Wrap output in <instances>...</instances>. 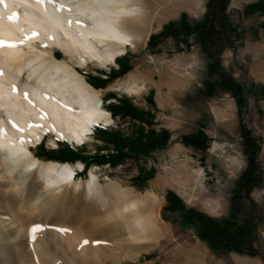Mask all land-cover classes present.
I'll return each instance as SVG.
<instances>
[{
	"label": "rangeland",
	"instance_id": "obj_1",
	"mask_svg": "<svg viewBox=\"0 0 264 264\" xmlns=\"http://www.w3.org/2000/svg\"><path fill=\"white\" fill-rule=\"evenodd\" d=\"M206 3L207 0H200L196 7L181 8L161 23H149L148 31L141 38L140 44L137 47L128 46L126 49L125 54L127 53L132 70L113 80L105 88L95 89L90 85L97 91L102 104H107L105 96L111 92L117 96L128 97L135 106L150 111L154 115L153 128L158 131L167 129L171 138L166 148L154 151L148 156L128 159L116 167H110L108 164L91 165L81 177H76V180L84 183L92 171L101 189L114 186L128 190L138 199H142L145 204L143 207L139 204V209L141 207L145 214H156L160 225L165 228L157 238L149 236L148 240L131 242L127 233L117 224L120 221L117 215L107 219L102 216L104 209L110 204L108 198L99 201L97 197L87 196L84 188L78 192L68 188L71 203L76 202L79 205V211L71 212V216L79 221L78 226H82V230L93 228L94 222L99 218L104 220L103 225H100L102 228L96 225V230L101 229L92 241L96 250H85L83 255L87 257L84 260L83 256L80 258L83 260L82 264H93L94 260V264H182L181 261L185 257L182 250L196 246L201 247L206 255L207 260L203 264H237V259L254 260L258 264H264V15L245 14L247 5L232 7L234 5L229 0L225 9L227 27L223 33L212 38L214 51L224 46L217 56L220 63L218 70L209 69L210 60L202 49V38H197V34L183 33L176 38L154 41L152 49L147 45L149 37L157 34L167 23H177L183 17L189 24L203 22L207 13ZM127 27L133 33L136 31L133 24L129 23ZM53 50L56 51L57 59L68 60L63 51L58 48ZM110 68H117V65L114 63L103 67L94 62L83 68L75 67L86 82L87 74L108 72ZM226 76L239 85L240 89L235 95L219 86L221 78ZM132 78L136 79V93L126 90ZM150 93L154 105L147 101ZM227 103L232 106L231 117L218 119L216 109L223 108ZM110 118L108 126H98L121 130L126 134L131 132L132 125L128 119L112 118L111 115ZM241 125L254 140L253 150L259 168L260 181L249 196L239 189L242 173L247 166L240 133ZM200 128H203L209 139L206 151L180 143L182 136L195 133ZM48 139L49 137L44 139L45 148L55 149ZM57 141L59 140H56V143ZM62 142L74 149H84L88 153H94L96 146L101 145L92 135L88 136L81 146ZM150 169L155 170V175L145 185L140 186L132 182V178L140 170ZM153 185V194L158 203L156 207L148 196ZM169 190L182 200L186 210L206 214L218 222L232 218L234 224L240 226L243 231L249 252L237 253L232 249L227 251L223 245H219L215 250L210 249L207 243L198 237L196 222L191 223L186 214L163 211L166 204L165 194ZM87 203L97 205L95 207L98 213L90 214L85 211L84 206ZM18 209L17 206L13 209L0 206V216L17 221L20 226L24 225L23 228L45 223L29 222L27 217L28 214L32 215V211L28 209L27 212L26 208ZM22 217L26 219L23 220ZM9 225L0 222V264H24V256L20 254L23 251L16 252L14 249L21 242L13 238L16 229ZM48 225L52 231L58 227ZM54 237V233L50 232L47 243L52 240L53 244L57 239ZM134 244H144L146 247L135 253L125 249L126 246ZM24 248L31 255L28 245ZM58 259L64 260L63 257ZM65 259L67 260L64 262L68 261L66 263L70 264L71 260Z\"/></svg>",
	"mask_w": 264,
	"mask_h": 264
},
{
	"label": "bare ground",
	"instance_id": "obj_2",
	"mask_svg": "<svg viewBox=\"0 0 264 264\" xmlns=\"http://www.w3.org/2000/svg\"><path fill=\"white\" fill-rule=\"evenodd\" d=\"M199 3L200 0H0V206H17L27 212L29 209V222H45L23 228L13 217L16 222L0 216V222L16 229L13 238L21 244L14 249L23 251L20 254L24 264H68L65 258L71 260L70 264H82L87 257L83 255L85 250H96L92 241L101 230H96V225L102 226L104 220H96L94 229L82 230L79 221L71 216V212L79 211V205L71 203L68 188L73 192L84 188L87 196L99 201L108 198L110 204L102 216L107 219L117 215V224L131 242L148 240L149 236L154 239L165 231L155 213L141 211L144 201L130 191L114 186L101 189L92 171L82 183L75 177L83 167L81 163L43 161L35 157L32 148L46 137L55 147L56 140L81 146L95 127L108 126L109 112L75 67L94 62L103 67L114 64L128 46L140 44L149 23H161L179 9ZM129 23L136 26L134 33L127 27ZM54 48L63 51L68 60L57 59ZM130 81L126 90L138 92L136 79ZM231 112L232 106L227 103L215 114L223 119L230 118ZM153 190L154 185L148 196L156 207ZM95 206L87 203L84 208L90 214L98 213ZM48 224L58 227L52 231ZM50 232L57 238L53 244L52 240L51 244L46 241ZM27 245L31 255L25 251ZM145 247L134 244L125 249L135 253ZM182 252V264H203L207 260L198 246ZM60 257L64 260L60 261ZM236 262L258 264L245 259Z\"/></svg>",
	"mask_w": 264,
	"mask_h": 264
},
{
	"label": "trees",
	"instance_id": "obj_3",
	"mask_svg": "<svg viewBox=\"0 0 264 264\" xmlns=\"http://www.w3.org/2000/svg\"><path fill=\"white\" fill-rule=\"evenodd\" d=\"M229 0H207L206 18L201 23L189 24L183 17L177 23H167L163 25L157 34H152L147 45L150 49L154 47V41L176 38L179 34L186 35L197 34V38H202V49L209 58V69L218 70L220 67L217 56L224 49V46L214 51L212 38L223 33L227 27V15L225 9ZM245 14L259 13L264 15V0H256L248 4L244 10ZM217 27V28H216ZM264 29V22L262 23ZM216 28V29H215ZM209 31V33H207ZM117 68H110L108 72L99 71L95 74L89 73L86 76L87 82L95 89L105 88L113 80L125 75L132 70V66L127 57V53L120 58L115 59ZM219 86L224 91L230 92L232 95L240 89L239 85L229 77H222ZM211 90V88H209ZM115 100L104 104L112 118L121 120H129L132 128L131 132L126 134L121 130L95 128L93 137L99 141L101 145L96 146L94 153H88L84 149H73L66 143H58L57 149H46L44 142L40 143L36 149L32 150L35 157L45 161H53L59 163L81 162L84 169L78 174L81 177L91 165H106L116 167L124 163L128 159H139L148 156L150 153L162 150L167 147L170 142V132L167 129L156 131L154 126V115L143 108L135 106L128 97L117 96L108 93L105 101ZM147 101L154 105L151 93L147 96ZM240 133L244 143V152L247 158V166L242 173L239 189L249 196L250 192L255 188L260 179L258 176V165L255 159V151L253 150L254 140L244 126H240ZM208 137L203 128L198 129L195 133L184 135L180 138V143L186 147L206 151L208 148ZM155 175V170H140L138 174L132 178V182L143 186L151 180ZM235 197V196H234ZM166 204L163 207L164 212L186 214L187 219L191 223L196 222L198 229V237L205 241L212 250L223 245L227 251L233 250L237 253L249 252L248 242L242 234L240 226H236L232 218L218 222L206 214L185 209L182 200L172 191L165 194ZM233 200V198H232Z\"/></svg>",
	"mask_w": 264,
	"mask_h": 264
},
{
	"label": "crops",
	"instance_id": "obj_4",
	"mask_svg": "<svg viewBox=\"0 0 264 264\" xmlns=\"http://www.w3.org/2000/svg\"><path fill=\"white\" fill-rule=\"evenodd\" d=\"M256 0H231V2L233 3L234 6L232 7H237L238 5H244V7L248 4H251L253 2H255ZM158 131V130H156Z\"/></svg>",
	"mask_w": 264,
	"mask_h": 264
}]
</instances>
